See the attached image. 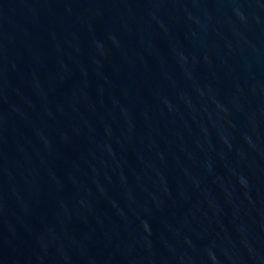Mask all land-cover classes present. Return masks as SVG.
I'll return each mask as SVG.
<instances>
[{
  "label": "water",
  "instance_id": "obj_1",
  "mask_svg": "<svg viewBox=\"0 0 264 264\" xmlns=\"http://www.w3.org/2000/svg\"><path fill=\"white\" fill-rule=\"evenodd\" d=\"M0 264H264V0H0Z\"/></svg>",
  "mask_w": 264,
  "mask_h": 264
}]
</instances>
